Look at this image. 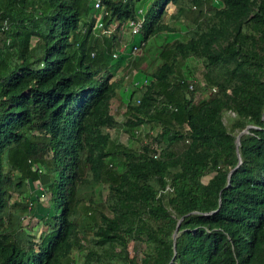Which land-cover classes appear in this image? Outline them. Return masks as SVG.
<instances>
[{"label":"trees","instance_id":"16d2710c","mask_svg":"<svg viewBox=\"0 0 264 264\" xmlns=\"http://www.w3.org/2000/svg\"><path fill=\"white\" fill-rule=\"evenodd\" d=\"M97 5L0 0V264H72L76 251L80 264H264V0ZM97 16L142 17L154 44L168 34L149 83L116 90L137 56L111 57L116 33ZM33 180L48 198L34 239L20 224Z\"/></svg>","mask_w":264,"mask_h":264},{"label":"clouds","instance_id":"9594fccd","mask_svg":"<svg viewBox=\"0 0 264 264\" xmlns=\"http://www.w3.org/2000/svg\"><path fill=\"white\" fill-rule=\"evenodd\" d=\"M205 4H206L205 1H203L201 6L204 7ZM169 5L172 6V10L171 11H167V7ZM175 7H177V5L175 3L171 2V1H167L166 2L165 7H164V11L167 12V16L170 15L175 10ZM189 7H190V9H194L195 8L194 4H192V3L190 4ZM97 18H98V16H97ZM136 19H139L138 27H137V29L135 31H132L128 21L129 20H136ZM179 19L183 20V22L185 24H187V26L191 25V22H190L189 19H182L181 17ZM110 24L111 25L108 28H103L102 27V30L101 31L99 30V32L102 35H108L111 32H115L116 33V36H115L116 38H115V41H114V44H113V47H112V51L110 53L111 57H113V58L115 57L116 58L117 57V52L118 51H123V47L124 46H128V49L125 50V51H127L130 55L137 56V58L139 57L140 64H142L144 66L141 67V69H138L141 72L138 71V70L134 72L133 68L130 69L131 66L127 67V66L123 65V62H122L121 66H119L116 69V71L114 72V74L112 75V77L109 80L114 79V78H119L118 75L122 74L121 77H120V80H119V85L116 88V90H118V89H128L129 87H131V86L133 87L134 85L137 86V85H144V84L149 83L148 81H150V77L148 76L149 74L147 72H145L144 67L145 66L148 67L150 56H154V53L157 52V49H159V47H158V45L154 44L153 40H151V43L147 42L148 39L143 40L141 38H139L136 42L134 41L135 35L137 33L138 34L141 33L142 17L136 16L134 18L127 19L123 23H120V24H118L116 26L118 29L114 26V23H110ZM184 30H189V28L188 27H184L183 29H181V33ZM100 34H98V35H100ZM182 34L185 35V36H188V34H185V33H182ZM161 36H163V38L158 43H161V42L164 41V39H167L168 34L164 33ZM126 41H129L131 43L126 42ZM147 46L150 47V52L149 53L145 52ZM137 58H135L134 60L137 61ZM126 67H127V72L124 73V75H123V71L120 72V69L126 68ZM133 72L137 76L134 75V77H132ZM123 76H124V79H126L125 82H123ZM134 101L138 102V97H135ZM122 109H123V107L120 110V115H122ZM113 117H114V115H113ZM35 181H36V183H34L33 185L38 190L37 199H40L41 196L43 195L44 191L42 193H39V191H41V189H40V186L38 184V181L37 180H35ZM30 207H31V203H28L27 204V209L30 210Z\"/></svg>","mask_w":264,"mask_h":264},{"label":"rangeland","instance_id":"374dc122","mask_svg":"<svg viewBox=\"0 0 264 264\" xmlns=\"http://www.w3.org/2000/svg\"><path fill=\"white\" fill-rule=\"evenodd\" d=\"M171 10H172V6L169 5L167 7V11H171ZM164 18H167V12L166 11L164 14ZM171 22H172V20H171ZM182 33L188 34L189 30H184ZM139 38H140V34L137 33L134 37V41L136 42ZM160 41H161V39H158L155 42L158 45L159 44L158 42H160ZM147 42L151 43V39L148 38ZM187 61H188V64L192 67L191 70L193 71L194 79L199 80L200 79V67H199L198 63H196L195 59H192V58H189ZM112 62H113V60H112ZM143 66L144 65L140 64V60L138 57L137 61H135L133 64L131 63L130 69L133 68V70L135 72L138 69H141V67H143ZM121 71H123V75H124V73L127 72V67L120 69V72ZM138 71H140V70H138ZM121 75L122 74L118 75L119 80H120ZM125 80L126 79H124V76H123V82H125ZM121 108H122L121 106H115V105H112L110 108V112L114 115V118L118 121H120L122 119V115H120ZM108 132L110 133L111 136H115L119 142H121V143L125 142L126 133L123 130H116V129H113L112 127H110V128H108ZM32 182H33V184L36 183L35 180H33ZM101 191H105L104 186L102 187ZM37 206H44L45 208H47L48 198H47V194L45 192L43 193V195L41 196L40 199L34 200L33 204H31V207H30V210L28 211V214L27 213L22 214L21 219H20V224L22 226V229L24 231H26L27 233L31 234L33 236V239L35 238V235L40 233V230L42 229V224H41V222H39L37 220V216H38V214H41L43 212V209H39V210H36L34 212V209ZM22 243L25 245L26 241H23ZM80 262H81L80 251L72 252L71 263L72 264H80Z\"/></svg>","mask_w":264,"mask_h":264},{"label":"built area","instance_id":"2783aa9c","mask_svg":"<svg viewBox=\"0 0 264 264\" xmlns=\"http://www.w3.org/2000/svg\"><path fill=\"white\" fill-rule=\"evenodd\" d=\"M97 2H98V0H93V6H98V5H97ZM138 22H139V19H136V20H129V21H128V23H129V25H130L132 31H135V30L137 29V27H138ZM94 23H95V25L99 28V30L101 31V30H102V22H101L97 17L95 18ZM186 85H187V88H188V89L192 86L191 82H187ZM211 89H212V88H211ZM135 129H136V128H135Z\"/></svg>","mask_w":264,"mask_h":264},{"label":"water","instance_id":"95a60500","mask_svg":"<svg viewBox=\"0 0 264 264\" xmlns=\"http://www.w3.org/2000/svg\"><path fill=\"white\" fill-rule=\"evenodd\" d=\"M245 130H246V127H243L242 129H240V130L236 133V135H235V137H234V144H235V147H236L237 144H238V135H239V133H241V132H243V131H245ZM238 162H239V158H238V156H237L236 164H237ZM178 220H179V218H178ZM178 220L176 221V223H175V227H174V229H173V232L171 233V237H172V247H174L173 240H174V236H175V234H176L175 229H176V225H177V223H178Z\"/></svg>","mask_w":264,"mask_h":264}]
</instances>
